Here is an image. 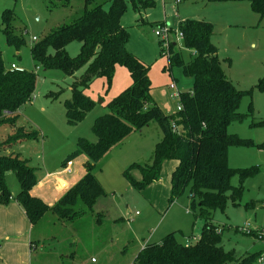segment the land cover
Here are the masks:
<instances>
[{
  "label": "trees",
  "instance_id": "1",
  "mask_svg": "<svg viewBox=\"0 0 264 264\" xmlns=\"http://www.w3.org/2000/svg\"><path fill=\"white\" fill-rule=\"evenodd\" d=\"M71 0H59L66 4ZM83 14L72 22L59 25L56 29L30 45L31 58L36 67L43 70L56 69L72 79L69 84L70 99L64 101L68 124L81 122L95 106L86 94V89L98 78L111 85L116 66L129 72L131 84L108 102V112L95 118L92 131L94 142L79 138L68 160L84 154V175L68 189L52 206L30 193L37 183L38 167L18 153H5L14 144L23 141L38 142L42 135L23 126L0 142V204L6 205L14 198L24 210L31 225H35L48 211L60 220L66 219L64 212L72 210L77 199L89 208L105 196L92 170L114 147L122 143L133 132H138L155 122L161 131V139L155 143L152 158L147 164L131 163L122 174L130 187L142 191L160 178L162 164L166 160L175 162L170 175L169 202H173L187 187L196 207V218L202 225L196 243L180 242L175 233H169L159 242L141 248L133 264H253L264 251L237 257L235 252L224 250L221 229L213 222V212L223 211L227 202L233 204L241 197L245 178L252 176L255 169H233L228 165V149L232 145L249 144L228 131L229 124L240 120L245 114L239 112L244 96L251 98L252 89L241 90L229 80L222 69V60L211 37L213 25L200 19H185L179 23L183 47L171 41L160 53L167 57L166 70L172 75L174 67L180 68L185 77L192 79L188 91L179 92L180 110L165 114L151 95L150 66L127 50L129 40L127 28L121 18L128 6L141 13L155 6V0H81ZM226 1V0H218ZM253 12L264 14V0H247ZM109 3L107 7L104 5ZM16 16L12 9H5L1 16L0 30L7 46L18 51L24 44L22 33L15 31ZM161 27L162 23H155ZM72 42L80 43L79 51L70 56L66 50ZM162 46V41L159 42ZM53 49V53L49 51ZM182 49H187L192 58L184 61ZM10 66V65H9ZM5 66L0 50V126H16L17 111L31 101L36 89L37 75L34 70L11 69ZM84 67L81 75H75ZM254 88L264 92V72ZM250 111L252 110L251 107ZM32 128V127H31ZM13 172L19 191L12 197L6 173ZM138 171L140 179L131 172ZM239 174L238 186L231 178ZM196 201V203H195ZM264 206V202L262 203ZM242 232L258 238L255 231ZM240 260V261H239Z\"/></svg>",
  "mask_w": 264,
  "mask_h": 264
},
{
  "label": "rangeland",
  "instance_id": "2",
  "mask_svg": "<svg viewBox=\"0 0 264 264\" xmlns=\"http://www.w3.org/2000/svg\"><path fill=\"white\" fill-rule=\"evenodd\" d=\"M163 1L169 7L166 5V8H162L158 5L152 12L154 14H151L150 21L165 19L174 28L179 20L178 13L181 15L186 9L200 13L204 11L206 20L213 25V44L219 49V57L224 59L222 69L227 78L238 89H252L251 98L244 96L239 104V112L245 115L228 126L230 133L249 144L230 146L227 160L229 167L233 169H255V173L243 180V190L237 204L229 200L223 211L215 210L212 222L221 229L224 250H233L237 257L263 252L264 242L240 229L248 225L252 231L264 230V92L254 88L264 72V14L260 17L246 8L245 17H235L233 21L226 22L225 12L208 9L210 3L207 5L204 0H185L177 5L173 0ZM108 5L107 2L104 6ZM5 9L14 11L15 31L22 33L26 41L16 51L6 45L4 34L0 30V50L5 66L15 63L20 69L34 70L37 82L32 100L17 111L19 120L16 126H0V142L20 126L27 130L36 129L40 134L46 132L47 134L42 133L46 140L40 145L36 161L42 164L39 165L41 169L45 163L58 170L62 169L67 166V159L79 138L90 141L88 138L95 137L92 131L95 118L107 113L108 102L128 85L124 86L120 81L119 70L114 72L109 87L103 78H98L85 91L95 102V106L85 115L81 126L69 124V129L55 127L48 119L62 117L66 121L64 101L71 97L69 84L72 79L59 70H43L34 65L30 54L32 36L41 39L59 25L72 22L83 14V3L81 0H71L66 4H61L59 0H0V22ZM234 12L236 16L239 15V11ZM133 16V11L128 6L123 15L124 24L132 21ZM162 25L165 23L162 22ZM128 28V47L141 56L143 54L145 63L150 66L152 89L165 99L167 107L176 110L179 99L168 88L172 76L169 71L164 70L167 57L160 53L162 46L159 42L162 37L154 33L157 26L152 23ZM169 29L168 42L178 41V33L171 27ZM79 46L80 43L72 42L66 50L70 56H75ZM49 51L53 53V49ZM181 55L184 61L192 58L187 49H182ZM118 69L127 72L123 66ZM83 71L84 67L75 75L79 76ZM172 75L177 80L178 92L191 88L192 79L185 77L180 68L174 67ZM172 82L176 87L175 81ZM249 107L252 108L251 111ZM31 117L41 123L42 132L34 124L31 126ZM161 137L160 128L155 122H151L148 127L143 128L141 134L137 132L123 142L124 154L106 156L95 166L92 172L104 189L105 196L99 198L91 208L77 199L72 207L74 214L72 210L63 211L67 217L64 220L50 211L46 212L29 234L37 245L32 249L31 264H133L143 245L159 242L169 233H175L180 242L188 240L196 243L203 222L195 217L197 209L192 207L189 187L173 202H169L170 175L174 169L171 160L163 162L160 178L142 191L130 187L122 174L132 162L138 161L141 165L149 163L154 145ZM31 142L34 141L21 143L25 145ZM18 144L12 146L14 152L10 150L5 153L20 151ZM21 154L23 157L27 156L25 152L21 151ZM31 163L34 164V161ZM131 174L138 176L136 171ZM239 182V174L236 173L231 178V184L238 186ZM6 184L10 192L19 189L17 178L11 171L6 174ZM11 232L15 236V231ZM12 236L8 241L10 243L14 238ZM0 237L4 242L3 231L0 232ZM253 264L264 263L255 260Z\"/></svg>",
  "mask_w": 264,
  "mask_h": 264
},
{
  "label": "crops",
  "instance_id": "3",
  "mask_svg": "<svg viewBox=\"0 0 264 264\" xmlns=\"http://www.w3.org/2000/svg\"><path fill=\"white\" fill-rule=\"evenodd\" d=\"M173 1L177 5V4L182 3V1H185V0H180L179 2H176L175 0H173ZM204 1H206L205 4H207V5L210 3V5H209L210 7H208V9H213V10H216L217 12H220V11L223 12L224 11L225 12L224 15H226V17H227L226 19L224 17L226 22L233 21V19L235 17H245V15H247L246 8L251 10L250 4L247 0H226V1H218V0H208L207 1V0H204ZM158 5H160L162 8H166V5H168V7H169V4H166L163 0H155V6L153 8L147 9L146 11H143L140 14L133 12V15H134L133 20L128 21L127 24H124L123 16H122V18H121L122 26L127 28L128 32H129V28H128L129 26L132 28H135V27H139L140 25H143V24H150L151 25L153 23L155 25V23L164 22L169 27H171L174 31H177L179 23L185 19H200V20L209 21V20H206L207 18H205V16H204L205 15L204 11H201V13H200V12H195L193 9H191V10L186 9L182 12L181 15L178 13L179 20L176 23V26H174V28L165 19L164 20L163 19H160V20L154 19L153 21H150L149 19L152 17L151 14H154L152 12L158 8ZM235 10L239 11L238 12L239 15L236 16V13L234 12ZM230 13H232V16L230 15ZM153 16L155 17L156 15H153ZM157 17H158V15H157ZM213 39H214V32H213L212 37H211V40L214 43ZM129 40H130V32H129ZM129 40L126 44L127 50L130 51L131 53H133L134 55H136L139 59H141L145 63L144 58H143V54L141 56V54H139V52H137L136 50L132 51L128 47ZM218 50L219 49L217 48V53H218ZM220 59L222 61L224 60L222 58H220ZM221 66H222V63H221ZM118 68H119V66H116L115 71L119 70L121 72L119 75V77L121 79L120 81L122 82V84L124 86H126V85L129 86V84H131V78H130L129 72L128 71L127 72L122 71L123 69H118ZM164 70H165V68H164ZM150 80H151V78H150ZM172 80L175 81L176 88H177V82H176L177 80L174 77H172L171 82H172ZM124 82L126 84H124ZM171 82H169V84ZM151 88H152V86H151ZM168 88L170 89V91L172 92V95H173L174 89H172L170 87V85ZM151 95H152V98L154 99V101L156 102V104L160 107V109L165 114H170V113H173L175 111V109H171L170 107H167L165 105V99H163L160 95H158V93L154 89H151ZM85 118L86 117H84V119ZM31 121H32L31 126H33V124H34L38 129H40V132L43 131L41 123L39 121L35 120V118H33V117H31ZM48 121L52 125H54L55 127H60V128L65 127L67 129H69V127H68L69 124L67 122V119H66V121H64L62 119V117H57V119L51 118L50 120L48 119ZM82 121L77 123V124L70 125V126H81L80 124L82 123ZM142 131H143V129L138 131V133L141 134ZM42 133L47 134L46 132H42ZM42 133H41L42 139L40 141H38L37 143L31 142V143H28L25 145L23 143H19L18 145H19L20 151H18L16 153H18L21 157H23L22 156L23 154H21V151L25 152V154L27 156L26 157L24 156V157L26 159H28L30 162L34 161V164H32V163L31 164L33 166L38 167L37 183L31 188L30 193L33 196H37V197L41 198L47 205L52 206L64 195V193L68 189H70L73 185H75L76 182L84 175V173H85L84 164L87 161V157L84 154H80V155L76 156V158H74L73 160H68L66 162L67 166L70 167L68 170L65 169V168H68L67 166L58 170V168H54L55 166L47 165L46 163L43 164L44 170L41 169V166H39V165H42V164H39L36 160L39 158V149L41 147L40 145H43L44 141L46 140L45 136ZM135 133H137V132H133L125 140L131 138V136H133V134H135ZM88 139L92 142H94L96 140L95 137L88 138ZM125 140L123 142H125ZM123 142L120 143L119 145H117L116 147H114L104 157L112 156V155H113V157H115L118 154H124L125 148L122 145ZM11 151H13V150H11ZM132 163H135V162H132ZM137 163H139V162L137 161ZM173 164L175 167V162H173ZM77 166H79L78 169H77ZM40 171H43V174L39 175ZM136 172H137L138 176L134 175L133 177L135 179H140L139 172L138 171H136ZM5 178H6V176H5ZM155 182H153L152 184H154ZM151 185H149V186H151ZM18 191H19V189L16 190V192H10L12 197H15L16 194L18 193ZM33 227H34V225H31V223L29 222L28 218L26 217V215L24 213V210L22 209V207L19 205V203L14 198H11L10 201L8 202V204H6V205L0 204V232L2 233V231H3V235H4L3 240H4V242L6 241L5 243L2 242L1 237H0V264H31L32 249L36 248V246H37L36 243H34L31 240V237L29 235L31 233V230L33 229ZM12 230L15 231V236H12V232H11ZM11 236L14 238H13L12 242L10 243L8 241H9ZM144 246L145 245H143V247Z\"/></svg>",
  "mask_w": 264,
  "mask_h": 264
},
{
  "label": "built area",
  "instance_id": "4",
  "mask_svg": "<svg viewBox=\"0 0 264 264\" xmlns=\"http://www.w3.org/2000/svg\"><path fill=\"white\" fill-rule=\"evenodd\" d=\"M176 2H179L180 0H175ZM169 26L167 25V24H165V25H162L161 27H157V29H155L154 30V33H155V35L156 36H160V37H162V47L163 48H167V46H168V44L171 42H168V32H169ZM171 31V30H170ZM177 33H178V35H179V37H178V41H177V44H178V46L180 47V48H182L183 47V43H182V34L180 33V32H178V30L176 31ZM32 40L33 41H36L37 39H36V37L35 36H32ZM11 69H17L18 67H17V65L15 64V63H10V66H9ZM170 87L172 88V89H174V93H173V96L174 97H179V92H178V90L176 89V87H175V84L173 83V82H171L170 84ZM177 109L178 110H180V106H177ZM138 212H136V214H137ZM243 231H245V232H249L250 231V229L248 228V225H245V226H243L242 228H241ZM255 232L257 233V236H258V238L260 239V240H262L263 242H264V230H259V229H257V230H255ZM260 261H262L263 260V256H261L260 257V259H259Z\"/></svg>",
  "mask_w": 264,
  "mask_h": 264
}]
</instances>
